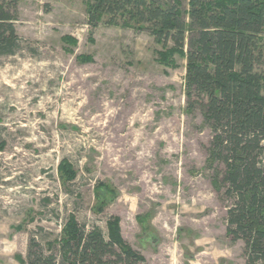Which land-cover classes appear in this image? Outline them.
Segmentation results:
<instances>
[{
  "label": "rangeland",
  "instance_id": "rangeland-1",
  "mask_svg": "<svg viewBox=\"0 0 264 264\" xmlns=\"http://www.w3.org/2000/svg\"><path fill=\"white\" fill-rule=\"evenodd\" d=\"M13 1L22 46L0 56V264H26L31 239L49 253L70 214L105 233L119 217L148 264H246L208 163L212 132L186 111V60L165 68L148 33L91 28L88 0ZM63 159L77 171L66 185ZM98 183L116 192L99 213Z\"/></svg>",
  "mask_w": 264,
  "mask_h": 264
},
{
  "label": "trees",
  "instance_id": "trees-1",
  "mask_svg": "<svg viewBox=\"0 0 264 264\" xmlns=\"http://www.w3.org/2000/svg\"><path fill=\"white\" fill-rule=\"evenodd\" d=\"M18 19L17 2L0 0V56L21 49ZM87 20L91 28L148 33L161 46L156 61L165 68L177 69L178 57L186 60V111L200 112L212 132L208 163L229 202L227 235L244 241L246 264H264V0H88ZM62 39L77 43L70 35ZM58 169L64 185L77 178L67 159ZM115 194L98 183L94 211L102 212ZM120 221L111 217L105 233L85 230L70 214L60 238L48 243L49 253L31 239L25 263L148 264L125 240Z\"/></svg>",
  "mask_w": 264,
  "mask_h": 264
}]
</instances>
